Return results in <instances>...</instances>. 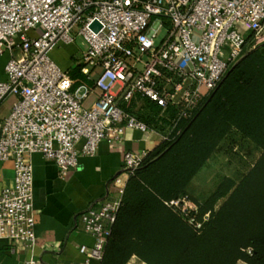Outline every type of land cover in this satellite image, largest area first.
<instances>
[{"label":"built area","instance_id":"2783aa9c","mask_svg":"<svg viewBox=\"0 0 264 264\" xmlns=\"http://www.w3.org/2000/svg\"><path fill=\"white\" fill-rule=\"evenodd\" d=\"M74 27L84 41L80 72L88 83L50 56L73 41ZM262 41L264 0H0V56L9 52L0 103L11 98L0 121V164L11 161L13 172L12 184L0 190V239L29 249L36 244L32 153L52 160L65 178L103 139L116 140L126 128L156 131L133 113L144 98L172 127L192 116L244 49ZM147 152L124 151L123 171L129 175ZM114 184L115 195L107 192L78 213L93 238L91 247H79L81 264L102 259L124 187L119 176ZM164 203L200 226L185 196ZM23 264L42 263L27 258Z\"/></svg>","mask_w":264,"mask_h":264},{"label":"trees","instance_id":"16d2710c","mask_svg":"<svg viewBox=\"0 0 264 264\" xmlns=\"http://www.w3.org/2000/svg\"><path fill=\"white\" fill-rule=\"evenodd\" d=\"M80 66L72 78L84 77ZM132 111V110H131ZM170 109L169 115L174 114ZM133 113L167 136L129 173L99 264H264V55L244 49L188 119L172 127L159 107L142 99ZM231 131L258 152L238 180L223 176L204 198L189 187ZM185 196L188 218L164 202ZM207 214V217L204 216ZM249 249V252L247 251Z\"/></svg>","mask_w":264,"mask_h":264},{"label":"crops","instance_id":"0c3cea01","mask_svg":"<svg viewBox=\"0 0 264 264\" xmlns=\"http://www.w3.org/2000/svg\"><path fill=\"white\" fill-rule=\"evenodd\" d=\"M245 36L251 38L249 32ZM258 45L264 55V41ZM94 96L91 94L84 105L88 106ZM160 141L156 131L126 128L116 140L103 139L95 154L80 155L77 166L65 178L58 175L52 160L45 159L40 153H32L29 159L33 173L36 244L29 249L20 242L0 239V264H23L27 258L36 259L42 264H81L84 255L79 247H91L93 238L82 230L78 213L89 204L101 200L107 192L108 195H115L116 176L122 178L125 184L128 175L122 166L124 151H151ZM80 145L81 142L76 145L77 148ZM0 172L1 190L12 184L11 161L0 164ZM131 258L137 259L135 256ZM90 264L99 263L91 261Z\"/></svg>","mask_w":264,"mask_h":264},{"label":"rangeland","instance_id":"374dc122","mask_svg":"<svg viewBox=\"0 0 264 264\" xmlns=\"http://www.w3.org/2000/svg\"><path fill=\"white\" fill-rule=\"evenodd\" d=\"M78 29L79 27H74L70 31V35L73 37L71 43H60L51 51L50 56L52 60L62 69L66 67L72 71V68L81 64V52L84 49V41L78 33ZM36 31L40 32L41 28L37 27ZM163 33L164 31L161 30L158 36L161 37ZM13 53H15V50H13ZM52 53L56 55V58H54L55 56ZM8 57V51H5L0 56V79L3 78V65ZM73 79L84 80L88 83V79H85V77H76ZM88 100H90V97ZM10 105V97H7L0 103V121L9 112ZM245 145L235 131H231L226 139L215 149L207 163L191 182L189 187L190 194L201 200L214 189L216 183L223 176H229L234 180H238L240 175L247 171L258 156V152L248 151ZM189 202L192 203L190 200ZM126 264L144 263H141L138 259L131 258ZM236 264L247 263L240 260Z\"/></svg>","mask_w":264,"mask_h":264},{"label":"water","instance_id":"95a60500","mask_svg":"<svg viewBox=\"0 0 264 264\" xmlns=\"http://www.w3.org/2000/svg\"><path fill=\"white\" fill-rule=\"evenodd\" d=\"M91 27H93V28L97 29V27H98V24H97L96 22H94V23L91 25Z\"/></svg>","mask_w":264,"mask_h":264},{"label":"bare ground","instance_id":"6f19581e","mask_svg":"<svg viewBox=\"0 0 264 264\" xmlns=\"http://www.w3.org/2000/svg\"><path fill=\"white\" fill-rule=\"evenodd\" d=\"M122 180V178H120Z\"/></svg>","mask_w":264,"mask_h":264}]
</instances>
